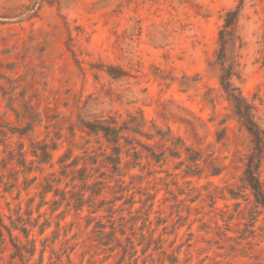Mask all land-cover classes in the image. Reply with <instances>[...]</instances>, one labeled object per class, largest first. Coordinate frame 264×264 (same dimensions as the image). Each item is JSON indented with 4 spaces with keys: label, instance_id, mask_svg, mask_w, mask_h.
Masks as SVG:
<instances>
[{
    "label": "rangeland",
    "instance_id": "rangeland-1",
    "mask_svg": "<svg viewBox=\"0 0 264 264\" xmlns=\"http://www.w3.org/2000/svg\"><path fill=\"white\" fill-rule=\"evenodd\" d=\"M240 2L232 80L264 129V0H0V264H264L216 63Z\"/></svg>",
    "mask_w": 264,
    "mask_h": 264
},
{
    "label": "trees",
    "instance_id": "trees-1",
    "mask_svg": "<svg viewBox=\"0 0 264 264\" xmlns=\"http://www.w3.org/2000/svg\"><path fill=\"white\" fill-rule=\"evenodd\" d=\"M241 9L240 2L235 8L227 10L224 14V21L218 35L219 48L216 52V63L219 65L221 87L225 91L228 100L232 103L236 115L253 137L255 145L246 162L245 180L253 191L256 203L264 207V189L258 177L264 144V129L254 120L253 106L241 95L232 80L234 76H237L231 56L235 42L239 38L238 23ZM107 72L113 77L126 75L122 68L114 66H109ZM102 130L105 131L106 135L110 134L112 136H114V131H116L115 128L109 126L102 127ZM46 154L47 151L44 150L43 155Z\"/></svg>",
    "mask_w": 264,
    "mask_h": 264
}]
</instances>
